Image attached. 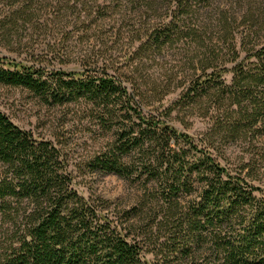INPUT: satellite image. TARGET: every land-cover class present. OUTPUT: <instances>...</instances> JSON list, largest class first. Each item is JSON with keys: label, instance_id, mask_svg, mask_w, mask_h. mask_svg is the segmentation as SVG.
<instances>
[{"label": "trees", "instance_id": "1", "mask_svg": "<svg viewBox=\"0 0 264 264\" xmlns=\"http://www.w3.org/2000/svg\"><path fill=\"white\" fill-rule=\"evenodd\" d=\"M209 1L0 0V39L22 46L35 31L52 30L61 37L54 38L60 54L75 28L89 35L110 26L116 35L126 26L122 33L138 43L134 54L154 59L184 39L202 42L199 7ZM224 25L231 59L207 48L180 98L159 114L143 111L158 87L147 91L107 65L92 68L88 54L80 59L81 71L0 57V84L25 88L47 105L76 104L111 133L91 159L92 170L143 188L138 203L123 211H112L102 198H85L73 187L61 150L0 110V264H150L146 252L158 264H264V188L250 182V164L223 166L213 142L199 145L166 121L173 111L216 95L233 117L221 128L223 140L264 135V40L240 47V59L232 24L226 18ZM153 236L157 245L149 250Z\"/></svg>", "mask_w": 264, "mask_h": 264}, {"label": "rangeland", "instance_id": "2", "mask_svg": "<svg viewBox=\"0 0 264 264\" xmlns=\"http://www.w3.org/2000/svg\"><path fill=\"white\" fill-rule=\"evenodd\" d=\"M199 8L202 42L184 39L162 50L154 59L134 54L138 43L132 44L127 33H122L128 28L126 26L116 35L109 31L110 26L92 30L89 35L75 28L65 41L68 49L60 54L54 51L58 49V46H54V38L61 37L52 30L35 31L33 40L22 46L12 44L10 47L0 39V57L6 56L36 66L42 64L48 70L81 71L80 59L88 54L92 68L107 65L111 73L126 74L127 78L144 83L147 91L158 87L157 93H148L151 103L143 111L159 114L180 98L187 85L186 80L193 74V64L208 53L207 48L215 49L223 60L231 59V53L227 52L231 42L230 33L224 28L226 18L232 24L231 31L240 59L245 56L242 48L249 49L264 40V24L261 23L264 0H210L208 4L201 3ZM243 41L245 46L241 45ZM31 54L35 55V59L31 58ZM232 64L227 61L224 66L231 67ZM223 79L229 83L231 74L226 73ZM218 98L216 95L204 97L173 111L166 121L199 145H205L204 141L213 142L210 143L213 145L211 151L223 166L235 169L250 164L251 167L245 170V173L251 174L250 182L264 188V135H256L254 131L248 133L247 137L223 140L221 128L225 129L226 122L232 121L233 117L229 116L226 103ZM0 110L19 127L30 130L36 137L52 141L61 150L73 177V187L80 195L107 200L111 203L112 211L127 210L138 203L143 193L140 182L115 174H103L89 167L94 155L105 149L111 133L96 126L81 107L76 104L47 105L25 88L0 84ZM135 226L136 234L140 229L139 224ZM2 230L0 221V238ZM146 244V248L152 250L157 240L153 236ZM144 256L150 264L159 263L152 253L146 252Z\"/></svg>", "mask_w": 264, "mask_h": 264}]
</instances>
